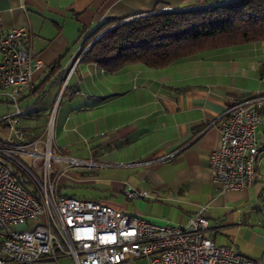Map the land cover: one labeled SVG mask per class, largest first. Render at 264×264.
<instances>
[{"label": "crops", "instance_id": "1", "mask_svg": "<svg viewBox=\"0 0 264 264\" xmlns=\"http://www.w3.org/2000/svg\"><path fill=\"white\" fill-rule=\"evenodd\" d=\"M221 1L0 0V29L24 27L34 52L47 63L19 99L25 110L20 123L31 137L42 133L68 78L65 91L72 94L59 99L52 150L73 158L71 152L86 153V160L97 164L87 168L108 169L103 189L109 194L88 199L158 223L185 224L202 210L208 220L205 236L215 245L264 264V106L252 184L223 192L212 182L208 163L219 145L216 122L232 99L264 94V40L200 51L163 68L131 64L108 73L79 62L82 38L105 20ZM56 61L60 68L50 67ZM69 172L65 177L80 184L97 179L91 171ZM128 188L149 195L127 199Z\"/></svg>", "mask_w": 264, "mask_h": 264}, {"label": "built area", "instance_id": "2", "mask_svg": "<svg viewBox=\"0 0 264 264\" xmlns=\"http://www.w3.org/2000/svg\"><path fill=\"white\" fill-rule=\"evenodd\" d=\"M163 11H172L165 8ZM24 27L0 29V101L13 110L0 117V264H36L59 257L73 264H122L145 258L148 264H261L205 236L202 210L185 224L153 222L98 200L61 193L56 175L95 161L52 153L55 114L68 78L46 119L31 137L21 125V95L47 63L34 52ZM264 94L232 99L216 122L219 145L208 158L212 182L223 192L244 189L259 163L256 130L262 121ZM55 163L56 168L52 167ZM65 164L66 166H63ZM148 191L128 188L127 199ZM31 227L17 229L19 224Z\"/></svg>", "mask_w": 264, "mask_h": 264}, {"label": "trees", "instance_id": "3", "mask_svg": "<svg viewBox=\"0 0 264 264\" xmlns=\"http://www.w3.org/2000/svg\"><path fill=\"white\" fill-rule=\"evenodd\" d=\"M261 40L264 0H222L105 20L84 38L78 55L82 53L79 62L114 73L131 64L163 68L200 51ZM51 66L60 68L57 61Z\"/></svg>", "mask_w": 264, "mask_h": 264}, {"label": "rangeland", "instance_id": "4", "mask_svg": "<svg viewBox=\"0 0 264 264\" xmlns=\"http://www.w3.org/2000/svg\"><path fill=\"white\" fill-rule=\"evenodd\" d=\"M84 39V37L82 38V40ZM81 40V42H82ZM11 107H9L6 103L4 102H0V117L3 116L4 114L8 113L11 111ZM13 110V109H12ZM44 128V127H43ZM55 133V127L53 129V134ZM54 139V136H53ZM55 140V139H54ZM53 154H56L57 151L56 149L52 150ZM71 155H74V157H76L77 159H81V160H86L89 157L87 156L86 153H80L77 154L75 152H71ZM63 166H66L65 164H63ZM52 167L56 168L55 163H52ZM81 171H91V173H93L95 176H97V179L93 182H88V183H84V184H80L79 182L76 181H72L69 178L60 175L59 176V181L61 186V191L67 195H76L77 197H87V198H92V197H105L106 195L109 194L108 190H104V178L107 177L106 175L109 174L108 169H104L103 167H90L87 168V166H78V167H73L70 169V174L72 176L78 175L81 173ZM63 181L65 182L64 188H62L63 185ZM96 200V199H94ZM101 201L103 203H105V200H98ZM27 227H31V224H19L17 226V229L21 230ZM59 263L60 264H73L71 258L69 257H59Z\"/></svg>", "mask_w": 264, "mask_h": 264}]
</instances>
